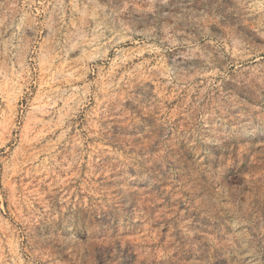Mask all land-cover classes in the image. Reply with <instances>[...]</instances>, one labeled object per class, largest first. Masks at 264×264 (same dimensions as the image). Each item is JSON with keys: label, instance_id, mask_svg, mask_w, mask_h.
I'll use <instances>...</instances> for the list:
<instances>
[{"label": "rangeland", "instance_id": "obj_1", "mask_svg": "<svg viewBox=\"0 0 264 264\" xmlns=\"http://www.w3.org/2000/svg\"><path fill=\"white\" fill-rule=\"evenodd\" d=\"M0 264H264V0H0Z\"/></svg>", "mask_w": 264, "mask_h": 264}, {"label": "bare ground", "instance_id": "obj_2", "mask_svg": "<svg viewBox=\"0 0 264 264\" xmlns=\"http://www.w3.org/2000/svg\"><path fill=\"white\" fill-rule=\"evenodd\" d=\"M211 57V56H210Z\"/></svg>", "mask_w": 264, "mask_h": 264}]
</instances>
